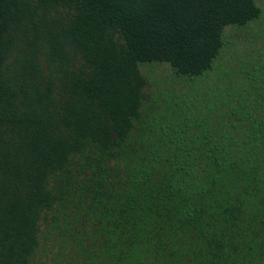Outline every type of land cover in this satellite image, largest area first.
Masks as SVG:
<instances>
[{"label": "trees", "instance_id": "1", "mask_svg": "<svg viewBox=\"0 0 264 264\" xmlns=\"http://www.w3.org/2000/svg\"><path fill=\"white\" fill-rule=\"evenodd\" d=\"M0 264H264V0H0Z\"/></svg>", "mask_w": 264, "mask_h": 264}, {"label": "rangeland", "instance_id": "2", "mask_svg": "<svg viewBox=\"0 0 264 264\" xmlns=\"http://www.w3.org/2000/svg\"><path fill=\"white\" fill-rule=\"evenodd\" d=\"M244 51L245 49L242 48L239 54ZM147 75L152 87L163 92L169 101L181 102L182 91H180V82L172 76L170 71L164 70L162 67L148 68Z\"/></svg>", "mask_w": 264, "mask_h": 264}]
</instances>
